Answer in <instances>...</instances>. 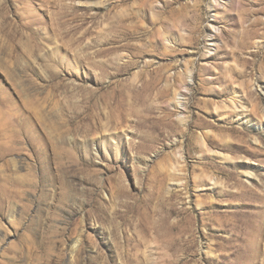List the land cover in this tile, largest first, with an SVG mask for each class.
<instances>
[{
    "label": "rangeland",
    "instance_id": "1",
    "mask_svg": "<svg viewBox=\"0 0 264 264\" xmlns=\"http://www.w3.org/2000/svg\"><path fill=\"white\" fill-rule=\"evenodd\" d=\"M263 109L264 0H0V264H264Z\"/></svg>",
    "mask_w": 264,
    "mask_h": 264
},
{
    "label": "bare ground",
    "instance_id": "2",
    "mask_svg": "<svg viewBox=\"0 0 264 264\" xmlns=\"http://www.w3.org/2000/svg\"><path fill=\"white\" fill-rule=\"evenodd\" d=\"M188 72H189V69H188ZM189 73H191V72H189ZM187 78V77H186ZM188 78L191 80V74H189L188 75ZM187 78V79H188ZM169 85V84H168ZM252 88H254V86H252ZM241 92H236L235 93V95H234V97H233V99H232V102H231V104L229 105V107H230V110L232 111V113H234V114H236V116H237V118L238 119H235V120H238L237 122H239V123H241L244 119H243V116L245 115V109H247L246 108V106H245V104L243 103V98H244V96H243V94H242V96H239V95H241L240 94ZM236 95H238V96H236ZM174 98V97H173ZM172 98V99H173ZM174 101H176V104H175V107L180 111L179 113H178V119H179V122L180 123H183L184 125L185 124H188V120H189V117L188 116H186V111H187V105H185V104H183L181 101H180V99H178L177 97H175V99H174ZM1 102H2V100H1ZM3 103V102H2ZM1 103V104H2ZM182 107H184L183 109H181ZM254 111H258V109H259V106H256V107H253L252 108ZM230 112V111H229ZM261 112H263L262 114V124H263V122H264V109L262 110V111H260V113ZM231 117V116H230ZM235 117V116H234ZM231 118H233V117H231ZM228 130H231L232 132L233 131H237L238 133H240V134H243V131H239L238 129L236 130L235 128L233 129H228ZM243 141H241V143H242ZM255 142H256V144L258 143V139L256 138V140H255ZM204 145H206L205 144V141H204ZM242 148V147H241ZM0 158L1 159H3L4 158V155H0ZM225 159V158H224ZM250 177H255V174H253V173H250V174H248ZM248 181H250L249 180V178H248ZM215 184H217V182H215ZM11 194L12 195H15V197H17L19 194H20V191H16V192H11ZM10 194V195H11ZM9 198V195L7 196H5V199L2 201V203L0 204V208H2V207H4L5 205H6V200H9L8 199Z\"/></svg>",
    "mask_w": 264,
    "mask_h": 264
}]
</instances>
